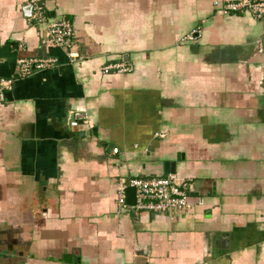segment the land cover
<instances>
[{
	"label": "crops",
	"instance_id": "1",
	"mask_svg": "<svg viewBox=\"0 0 264 264\" xmlns=\"http://www.w3.org/2000/svg\"><path fill=\"white\" fill-rule=\"evenodd\" d=\"M41 1L72 23L77 58L27 0H0V76L19 57L58 60L0 102V264H264V16ZM168 163L189 180L187 210L117 211L120 178Z\"/></svg>",
	"mask_w": 264,
	"mask_h": 264
},
{
	"label": "built area",
	"instance_id": "2",
	"mask_svg": "<svg viewBox=\"0 0 264 264\" xmlns=\"http://www.w3.org/2000/svg\"><path fill=\"white\" fill-rule=\"evenodd\" d=\"M27 1L31 7L29 19L34 23L46 26V36L50 43L57 47L67 48L66 55L71 60L77 58V54L71 48L73 37L72 23L65 18L48 16L41 0ZM215 6L216 12L221 15L246 12L256 19L264 16V0H217L215 1ZM196 32V30H192L183 38L192 40ZM57 61L55 57L17 58L16 77L4 78L0 76V102L6 100V92L11 89L16 78H22L35 71L51 68L57 64ZM111 67L127 70L124 64H117L116 66L106 65L103 67V71L107 72ZM116 151L117 148H113V152ZM129 187L134 188V204H128L126 201V190ZM189 193V180L173 172L149 177L120 178L116 184L115 204L118 212L124 209H131L154 214L174 215L188 209Z\"/></svg>",
	"mask_w": 264,
	"mask_h": 264
},
{
	"label": "water",
	"instance_id": "3",
	"mask_svg": "<svg viewBox=\"0 0 264 264\" xmlns=\"http://www.w3.org/2000/svg\"><path fill=\"white\" fill-rule=\"evenodd\" d=\"M27 10L30 13V10H31L30 5H27ZM10 95H11L10 92L7 91L6 92V98H9ZM174 171H175V169L173 167V163L166 164L165 173L174 172ZM126 201L128 204H134V202H135L134 188H132V187L127 188V190H126Z\"/></svg>",
	"mask_w": 264,
	"mask_h": 264
}]
</instances>
